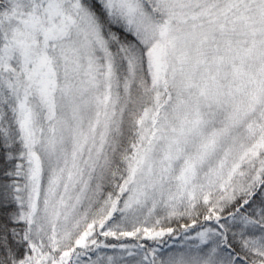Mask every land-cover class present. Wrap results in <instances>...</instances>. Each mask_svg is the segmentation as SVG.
I'll use <instances>...</instances> for the list:
<instances>
[{
	"label": "snow or ice",
	"instance_id": "obj_1",
	"mask_svg": "<svg viewBox=\"0 0 264 264\" xmlns=\"http://www.w3.org/2000/svg\"><path fill=\"white\" fill-rule=\"evenodd\" d=\"M0 264H264V0H0Z\"/></svg>",
	"mask_w": 264,
	"mask_h": 264
}]
</instances>
